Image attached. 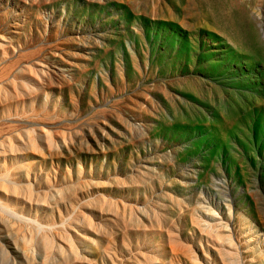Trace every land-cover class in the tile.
<instances>
[{
	"label": "rangeland",
	"instance_id": "rangeland-1",
	"mask_svg": "<svg viewBox=\"0 0 264 264\" xmlns=\"http://www.w3.org/2000/svg\"><path fill=\"white\" fill-rule=\"evenodd\" d=\"M0 264H264V0H0Z\"/></svg>",
	"mask_w": 264,
	"mask_h": 264
}]
</instances>
